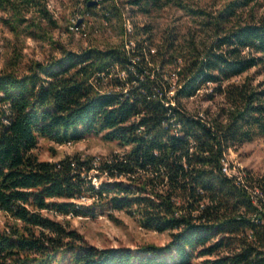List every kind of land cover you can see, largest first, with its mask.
Instances as JSON below:
<instances>
[{"label": "trees", "instance_id": "trees-1", "mask_svg": "<svg viewBox=\"0 0 264 264\" xmlns=\"http://www.w3.org/2000/svg\"><path fill=\"white\" fill-rule=\"evenodd\" d=\"M128 1L148 14L179 6L193 24L127 29L119 1L104 0L103 18L120 22L122 43L60 46L25 71L0 70V264H264V175L223 167L231 149L264 136V80L250 73L264 69V13L256 12L264 0ZM0 11L18 37L57 25L48 0H0ZM209 88L204 98L221 97L217 108L189 109ZM90 134L122 151L100 160L36 153L41 138L65 144ZM98 210L113 218L126 210L170 240L99 247L56 218Z\"/></svg>", "mask_w": 264, "mask_h": 264}, {"label": "rangeland", "instance_id": "rangeland-1", "mask_svg": "<svg viewBox=\"0 0 264 264\" xmlns=\"http://www.w3.org/2000/svg\"><path fill=\"white\" fill-rule=\"evenodd\" d=\"M96 3L89 5L86 0H48V6L57 25L54 27L48 22H42L44 33L39 37L26 34L16 36L8 27L2 17L6 13L0 11V70L15 67L25 71L27 64L32 60H47L51 56L60 55V46L72 50H82L89 46L106 48L123 42L124 36L120 22L116 19L108 22L103 18L102 5L104 0H94ZM123 11L125 26L132 27V23H152L158 34L170 26H177L187 30L193 24V19L181 7L169 5L151 14L141 12L138 7H133L128 0H118ZM194 6L217 8L228 0H185ZM97 5V6H96ZM258 14L264 13V7H256ZM132 21V22H131ZM17 57H19L18 61ZM256 76V82L264 80V69L254 68L250 71ZM211 91L203 89L199 95L186 101L189 109L193 111L207 109L215 110L222 101L221 97L207 100L204 93ZM122 151L116 141L106 140L101 134H90L77 142L58 144L41 138L36 153L41 159L56 160L68 154L82 153L84 156H96L97 160L107 158L115 152ZM55 152H57L55 154ZM231 160L240 164L254 174L264 175V136H257L247 141L242 146L234 149L230 155ZM105 175L94 178V182L106 180ZM94 216H56L57 219L69 222L72 228L79 232L93 244L99 247L130 246L137 248L145 244L164 245L170 240V232H157L143 228L136 218L126 210H114V218L109 215V210L97 211ZM5 217L0 216L3 224ZM203 258L195 260V264H202Z\"/></svg>", "mask_w": 264, "mask_h": 264}, {"label": "built area", "instance_id": "built-area-1", "mask_svg": "<svg viewBox=\"0 0 264 264\" xmlns=\"http://www.w3.org/2000/svg\"><path fill=\"white\" fill-rule=\"evenodd\" d=\"M232 152H233V149H231L230 152L227 154L226 158L223 159L224 171L229 176H238L241 178L243 176L244 170L246 168H243L240 164L231 160L230 155ZM255 202H256V200H255Z\"/></svg>", "mask_w": 264, "mask_h": 264}, {"label": "water", "instance_id": "water-1", "mask_svg": "<svg viewBox=\"0 0 264 264\" xmlns=\"http://www.w3.org/2000/svg\"><path fill=\"white\" fill-rule=\"evenodd\" d=\"M96 3L94 0L89 2V5Z\"/></svg>", "mask_w": 264, "mask_h": 264}]
</instances>
